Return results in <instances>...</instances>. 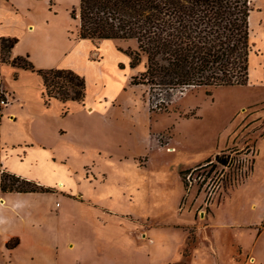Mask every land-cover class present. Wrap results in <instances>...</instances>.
Instances as JSON below:
<instances>
[{
  "label": "rangeland",
  "instance_id": "obj_1",
  "mask_svg": "<svg viewBox=\"0 0 264 264\" xmlns=\"http://www.w3.org/2000/svg\"><path fill=\"white\" fill-rule=\"evenodd\" d=\"M78 2L33 0L20 50L76 71L85 99L48 100L37 75L4 67L22 114L3 125L0 165L49 183L73 174L74 191L148 222L153 263L264 264V0L250 4L248 82L182 89L133 83L147 71L146 55L131 65L135 39L80 40Z\"/></svg>",
  "mask_w": 264,
  "mask_h": 264
},
{
  "label": "trees",
  "instance_id": "obj_2",
  "mask_svg": "<svg viewBox=\"0 0 264 264\" xmlns=\"http://www.w3.org/2000/svg\"><path fill=\"white\" fill-rule=\"evenodd\" d=\"M251 0H79L80 40L135 39L132 66L142 55L147 71L134 84L168 89L244 85L249 80ZM16 38L0 39V64L41 76L48 100L83 102L86 81L72 69H36L29 55L11 58ZM215 160L221 165V156ZM209 160L207 163L211 162ZM3 192H53L3 172Z\"/></svg>",
  "mask_w": 264,
  "mask_h": 264
},
{
  "label": "crops",
  "instance_id": "obj_3",
  "mask_svg": "<svg viewBox=\"0 0 264 264\" xmlns=\"http://www.w3.org/2000/svg\"><path fill=\"white\" fill-rule=\"evenodd\" d=\"M33 6V0H0V39H18L10 53L11 58L30 57L29 52L20 50V45L26 32L30 33L34 28L29 19L35 9ZM8 65L0 64L1 75ZM19 71L20 74L26 71L37 75L42 91L45 89L41 76L36 72ZM10 91L15 99L0 119V143L3 125L17 121L22 114V108L15 105L20 96L14 86ZM89 108L94 109L89 106L85 111ZM59 132L65 133L63 129ZM22 145L26 149L25 158L35 145ZM44 150L51 159L47 147L44 146ZM54 157L57 160L56 154ZM3 172L15 173L0 165V264H156L151 260L150 253L153 241L149 230L152 226L131 215H120L89 200L84 193L74 191L68 185L73 174L55 177L49 183L31 177L23 178L15 173V176L53 189V192H3ZM94 180L96 178L89 182ZM167 264H173L172 260Z\"/></svg>",
  "mask_w": 264,
  "mask_h": 264
},
{
  "label": "built area",
  "instance_id": "obj_4",
  "mask_svg": "<svg viewBox=\"0 0 264 264\" xmlns=\"http://www.w3.org/2000/svg\"><path fill=\"white\" fill-rule=\"evenodd\" d=\"M13 101L11 94L0 85V119L3 118L5 111L13 104Z\"/></svg>",
  "mask_w": 264,
  "mask_h": 264
},
{
  "label": "bare ground",
  "instance_id": "obj_5",
  "mask_svg": "<svg viewBox=\"0 0 264 264\" xmlns=\"http://www.w3.org/2000/svg\"><path fill=\"white\" fill-rule=\"evenodd\" d=\"M250 24H251V19H250ZM172 151V150H171Z\"/></svg>",
  "mask_w": 264,
  "mask_h": 264
}]
</instances>
